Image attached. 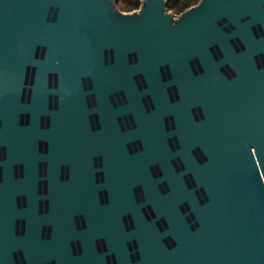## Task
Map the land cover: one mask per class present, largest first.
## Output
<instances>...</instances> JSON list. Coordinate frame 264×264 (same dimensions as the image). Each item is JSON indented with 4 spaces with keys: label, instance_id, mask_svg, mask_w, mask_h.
I'll return each instance as SVG.
<instances>
[{
    "label": "water",
    "instance_id": "95a60500",
    "mask_svg": "<svg viewBox=\"0 0 264 264\" xmlns=\"http://www.w3.org/2000/svg\"><path fill=\"white\" fill-rule=\"evenodd\" d=\"M0 0V264H264V0Z\"/></svg>",
    "mask_w": 264,
    "mask_h": 264
},
{
    "label": "trees",
    "instance_id": "16d2710c",
    "mask_svg": "<svg viewBox=\"0 0 264 264\" xmlns=\"http://www.w3.org/2000/svg\"><path fill=\"white\" fill-rule=\"evenodd\" d=\"M123 7L126 10H132L137 8L140 0H121ZM197 0H168L166 7L176 11L177 13L183 10L185 7L195 3Z\"/></svg>",
    "mask_w": 264,
    "mask_h": 264
},
{
    "label": "rangeland",
    "instance_id": "374dc122",
    "mask_svg": "<svg viewBox=\"0 0 264 264\" xmlns=\"http://www.w3.org/2000/svg\"><path fill=\"white\" fill-rule=\"evenodd\" d=\"M115 3H116V6H117L120 10H123V11H129V10L124 9V7H123V3H122L121 0H116ZM169 10L172 11V12H174L175 14L177 13V12L174 11V10H171V9H169Z\"/></svg>",
    "mask_w": 264,
    "mask_h": 264
}]
</instances>
